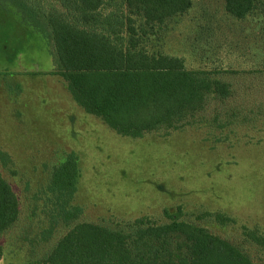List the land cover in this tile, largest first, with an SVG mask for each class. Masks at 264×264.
I'll list each match as a JSON object with an SVG mask.
<instances>
[{"label":"rangeland","instance_id":"rangeland-1","mask_svg":"<svg viewBox=\"0 0 264 264\" xmlns=\"http://www.w3.org/2000/svg\"><path fill=\"white\" fill-rule=\"evenodd\" d=\"M43 3L0 0V172L21 204L18 221L0 236V264H42L68 231L62 219L50 222L48 172L70 152L78 154L81 170L72 201L82 209L77 221L143 218L161 225L168 222L165 210L182 206L185 220L264 264V246L245 232L264 234L263 17L239 20L225 11L224 0H194L164 49L187 69L227 82L230 94L222 99L205 91L199 107L173 127L130 137L74 99L48 33L22 11Z\"/></svg>","mask_w":264,"mask_h":264},{"label":"trees","instance_id":"trees-1","mask_svg":"<svg viewBox=\"0 0 264 264\" xmlns=\"http://www.w3.org/2000/svg\"><path fill=\"white\" fill-rule=\"evenodd\" d=\"M193 7L194 0H47L22 11L34 28L48 33L74 99L117 133L141 137L173 127L199 107L205 91L213 89L222 99L230 94L227 82L187 69L182 58L164 49L166 35ZM224 7L235 19H264V0H224ZM80 177L77 153H67L49 169L50 222L70 225L42 264H262L241 246L185 220L182 206L165 210L168 222L161 225L143 218L77 221L82 209L72 201ZM20 206L12 183L0 172V236L16 224ZM245 232L264 246L258 229Z\"/></svg>","mask_w":264,"mask_h":264}]
</instances>
